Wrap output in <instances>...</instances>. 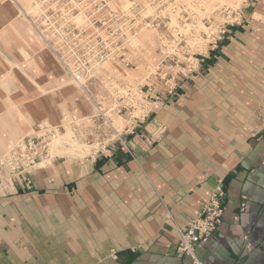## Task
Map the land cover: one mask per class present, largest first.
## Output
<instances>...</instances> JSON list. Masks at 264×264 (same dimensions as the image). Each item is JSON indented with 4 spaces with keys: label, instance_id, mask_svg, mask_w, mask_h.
Segmentation results:
<instances>
[{
    "label": "crops",
    "instance_id": "0c3cea01",
    "mask_svg": "<svg viewBox=\"0 0 264 264\" xmlns=\"http://www.w3.org/2000/svg\"><path fill=\"white\" fill-rule=\"evenodd\" d=\"M151 97L99 156L0 198V264H192L177 231L217 187L223 222L197 257L264 264V27L229 28L192 78Z\"/></svg>",
    "mask_w": 264,
    "mask_h": 264
},
{
    "label": "rangeland",
    "instance_id": "374dc122",
    "mask_svg": "<svg viewBox=\"0 0 264 264\" xmlns=\"http://www.w3.org/2000/svg\"><path fill=\"white\" fill-rule=\"evenodd\" d=\"M0 9L6 14L0 16V36L16 38L21 22L40 44L39 54L30 57L38 70L34 77L21 70L19 53L0 42V198L31 191L40 169L87 163L112 145L116 132L133 123L128 109L117 114L121 89H150L149 104L152 91L172 94L180 80L192 78L229 28L264 27V0H2ZM45 17H69L79 39L100 35L86 43L99 47L104 59L85 75L83 86L60 61L66 44L58 38V23ZM74 44L85 45L76 40L68 46ZM195 63L196 72L182 71ZM26 91L34 94L31 99ZM21 141L25 148L12 156L10 170L3 165ZM23 176L30 185H23Z\"/></svg>",
    "mask_w": 264,
    "mask_h": 264
},
{
    "label": "built area",
    "instance_id": "2783aa9c",
    "mask_svg": "<svg viewBox=\"0 0 264 264\" xmlns=\"http://www.w3.org/2000/svg\"><path fill=\"white\" fill-rule=\"evenodd\" d=\"M45 0H42V4H44ZM73 4V3H72ZM42 6V5H41ZM67 9V12L64 16L67 17L68 12L70 9ZM47 11V10H43ZM48 22L53 21L58 23V38L60 41L65 42L66 44V51L65 53L60 56V61L62 62V65L64 66L65 70L69 72L74 79L76 83H78L80 86H83L84 83V77L86 74L90 73L92 70H94L104 59L103 53L100 52V48L96 47L95 45H88L87 46V40L93 38L100 39V35H94V34H82L83 39H79V32L78 30H74L71 24V20L62 18L58 20H54L53 18H47ZM129 22V21H128ZM133 25V24H131ZM85 32V31H84ZM121 40H125L127 38L126 33H122L120 35ZM76 40H84L85 45L82 44L81 47H78L76 44L72 46H68L71 41L76 42ZM126 42H128L126 40ZM188 65L187 67L183 68V72H186L188 74L196 72V63L194 65ZM169 89V88H168ZM149 92L150 89H137V88H126L121 89L120 92H117L116 96H119L117 99H119L121 102V107L118 108L117 114L122 111L128 109L127 113H129L130 119L136 120V121H142L146 119L148 113V109L145 111L144 109L148 108V101H149ZM171 93V90L168 91ZM142 101V102H141ZM143 102H146L143 104ZM126 103V105L124 104ZM138 104V105H137ZM137 105V106H136ZM146 107V108H145ZM144 110V111H143ZM140 112L138 115H135V113ZM119 133L116 132L115 138H119ZM25 148V144L23 141L13 145L10 148V160L6 162L8 169H12V162L14 158L12 156L16 154L18 150H23ZM36 151H33L34 153ZM41 153V152H40ZM36 152L40 158L41 154ZM33 155V154H32ZM17 159V158H15ZM3 164V163H2ZM16 164V163H14ZM11 165V167H9ZM25 163L22 166V173L28 174ZM40 165V163L36 164V166ZM11 176V172H10ZM8 176L9 178H11ZM24 183L23 185H30L29 181L22 177ZM225 197V194L223 192V189L221 187L215 188L212 193L206 198V200L201 204L198 211L191 216L185 227L182 229H179L177 231V244L175 247V252L179 256L188 257L192 260V264H204L198 257H197V249L201 247V245L210 243L215 238L219 226L223 222V198ZM245 204L242 203L241 209L244 210ZM245 250L247 252H251L252 248L246 244Z\"/></svg>",
    "mask_w": 264,
    "mask_h": 264
},
{
    "label": "bare ground",
    "instance_id": "6f19581e",
    "mask_svg": "<svg viewBox=\"0 0 264 264\" xmlns=\"http://www.w3.org/2000/svg\"><path fill=\"white\" fill-rule=\"evenodd\" d=\"M1 5H2V0H0V6ZM3 9L2 10L0 9V16L4 18L6 17V14H4ZM0 42L4 43L12 52L17 51L19 53V57L25 61V62H22V65L20 67L23 72L25 73L27 72L29 75L34 76V77L38 76L37 66L34 64L33 58L31 59L30 57H32L33 54H36V55L39 54L38 49H40V44L38 42V39H35L33 37V35L30 33L29 29L26 26L22 25L21 22H19L18 27L16 28V38L12 39L8 36L5 37V35H1ZM56 81H59V80L56 79ZM24 93H26V96L29 98L34 95L33 93L28 92V91ZM15 100L21 102V99L17 97L15 98ZM30 118H32V116H30ZM17 126L20 127L21 124Z\"/></svg>",
    "mask_w": 264,
    "mask_h": 264
}]
</instances>
